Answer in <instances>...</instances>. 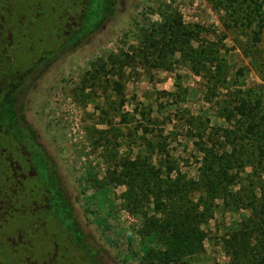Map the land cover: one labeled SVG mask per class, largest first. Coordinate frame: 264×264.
<instances>
[{
	"label": "rangeland",
	"instance_id": "1",
	"mask_svg": "<svg viewBox=\"0 0 264 264\" xmlns=\"http://www.w3.org/2000/svg\"><path fill=\"white\" fill-rule=\"evenodd\" d=\"M33 1L29 39L15 14ZM83 1L51 51L73 3L0 0V79L17 82L0 90V238L45 264H264V0ZM22 152L36 178L16 177Z\"/></svg>",
	"mask_w": 264,
	"mask_h": 264
},
{
	"label": "trees",
	"instance_id": "2",
	"mask_svg": "<svg viewBox=\"0 0 264 264\" xmlns=\"http://www.w3.org/2000/svg\"><path fill=\"white\" fill-rule=\"evenodd\" d=\"M5 1L11 2L12 0H5ZM16 1H18V4L24 5L23 3L25 0H16ZM53 1H55V0H53ZM70 1L73 3L74 7H76L78 12L71 15L67 12L69 9L66 11H62V13L60 14L59 20L65 19L66 22L63 24L61 22H57L58 26L56 25L57 23L53 25V27L55 28V31L52 35H50L49 39L53 40L52 43L55 46L51 51L60 49L63 45H66L68 42L71 41L73 33H74V28H76L80 24V22L84 16L85 6H86L87 2H85L83 0H70ZM29 3L27 5H29ZM31 4H32V7H31L32 9H30V8L28 9L29 6L25 5L26 7L22 8L24 11L23 10H21L20 12L17 11L15 14L16 17L18 14L22 19H24L23 28H24V31H27V32H26V34L23 33V37L25 36L29 39H30L29 34L32 30V27L38 23V21L34 23V21L32 20V18L35 19L38 17V14L35 11V4L36 3H34V1H33ZM16 6H19V5L16 4ZM57 6L58 7L61 6L60 2L57 4ZM28 11L31 12V15H27ZM22 12L24 13V15ZM38 12H40V8H39ZM6 33L8 34V36H13L9 31H7ZM5 41H3V44H4L3 51H4V54L6 55V54H8L7 53L8 50L6 49L7 41L6 42ZM30 42L32 43L31 40H30ZM32 48L35 50L36 54H33V57L31 58L30 64L34 65L37 61L44 60V58L46 57V54H47V50L37 48L35 45L32 46ZM262 66H264V63L262 64ZM255 69H257V66H255ZM29 71H31V68L27 67V65H26L25 69L23 71L19 70L17 75L19 76V78H21V77H24L25 75H27L29 73ZM16 83H17L16 81L11 82L8 84V86H5V84L3 82L1 83V79H0V90L4 91L5 89H7V87L10 90L12 87H14L16 85ZM262 122L264 125L263 120H262ZM148 152L149 151H147V154H145V155H140L137 159V162L146 163L148 167L153 168L152 163L150 161V158L148 157V155H150V154H148ZM262 152L264 154V143L262 146ZM21 163L22 162L20 160H18L17 166L14 168L15 169L14 171L17 174L16 177H18V178H30V177L36 178V176L34 174L26 172L24 167H22V169H20V166H22ZM5 168H6L5 161H4V158L1 156L0 157V201L3 202L5 206L12 209V207L10 205H7L8 201H10V199H9V196L5 194L6 190L8 189V187H6L7 183H6V175H5L6 169ZM158 172L163 173V169L162 168L158 169ZM39 190L41 191L40 194L43 196V202L42 201L40 202V206L37 207V205H36L37 212H38L39 216H41L39 218L42 220H51V216H52V214H51V200L52 199H51L50 192L48 189L44 188V186H41V188H39ZM2 195L4 197H2ZM33 201L37 202L34 199H33ZM8 208L6 210H8ZM26 221L27 222L30 221V217H28L26 219ZM41 222H40V224H41ZM38 223L39 222H36L35 226ZM17 242H21V241L16 240L14 238V235H12L8 238H0V261H1V264H34L35 263L34 261H36V259H38L37 257H34L32 259V258H26L23 256H21V257L16 256L18 254L16 252H14L13 249H15V247H17ZM55 244L58 248L57 242ZM38 260L42 261V264H45L42 257H40V259H38Z\"/></svg>",
	"mask_w": 264,
	"mask_h": 264
},
{
	"label": "crops",
	"instance_id": "3",
	"mask_svg": "<svg viewBox=\"0 0 264 264\" xmlns=\"http://www.w3.org/2000/svg\"><path fill=\"white\" fill-rule=\"evenodd\" d=\"M215 115L217 116V119H221L222 118V115H221V111L219 110V109H217L216 110V112H215ZM225 119V118H224ZM136 146V147H135ZM132 148H133V153L135 154L134 156H132V157H134V159L136 160V159H138V157H139V153L137 152L136 153V149L138 150V146L135 144H133V146H132ZM141 148V147H140ZM139 148V149H140ZM146 154H147V152H145ZM132 155V154H131ZM148 157L150 158V161H151V163H152V165H154V163H155V161H156V157L154 156L153 157V155H148Z\"/></svg>",
	"mask_w": 264,
	"mask_h": 264
},
{
	"label": "flooded vegetation",
	"instance_id": "4",
	"mask_svg": "<svg viewBox=\"0 0 264 264\" xmlns=\"http://www.w3.org/2000/svg\"><path fill=\"white\" fill-rule=\"evenodd\" d=\"M22 13H23V12H22ZM23 15H24V13H23ZM27 15H31V12L28 11ZM9 92H10V91H9ZM1 141H2V139H1ZM4 151H5V148L3 147V152L1 153V155L4 154ZM19 160L22 162V163H21L22 166H20V169H22V167H24V169H25L26 172L31 173V174H34L35 176L37 175L36 172H33V171H27V170H26V166H25V164H26V163H25V162H26V159H25V153H24V152L21 153V155H20V157H19ZM18 167H19V166H18ZM51 201H52V200H51ZM7 205H11V201H8ZM37 207H38V206H37Z\"/></svg>",
	"mask_w": 264,
	"mask_h": 264
}]
</instances>
